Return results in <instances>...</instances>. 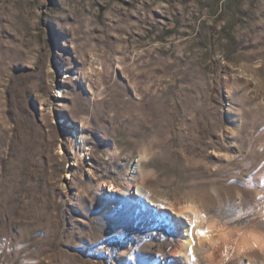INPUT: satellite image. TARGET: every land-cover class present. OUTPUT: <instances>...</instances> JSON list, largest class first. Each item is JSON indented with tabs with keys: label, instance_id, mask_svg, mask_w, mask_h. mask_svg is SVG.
I'll use <instances>...</instances> for the list:
<instances>
[{
	"label": "rangeland",
	"instance_id": "1",
	"mask_svg": "<svg viewBox=\"0 0 264 264\" xmlns=\"http://www.w3.org/2000/svg\"><path fill=\"white\" fill-rule=\"evenodd\" d=\"M0 264H264V0H0Z\"/></svg>",
	"mask_w": 264,
	"mask_h": 264
},
{
	"label": "bare ground",
	"instance_id": "2",
	"mask_svg": "<svg viewBox=\"0 0 264 264\" xmlns=\"http://www.w3.org/2000/svg\"><path fill=\"white\" fill-rule=\"evenodd\" d=\"M140 160H141V158L138 157V159L133 164V169L130 170L129 177H128L126 183H124V185H122V187L120 188L121 190H123L125 195L130 196L133 194V195H144L145 196L146 190L143 187V185L140 184V181H139V172H141V171H138L140 169V162H141ZM109 189H110V192H113V186L112 185H110ZM176 223H177L176 225L178 226L179 222L177 219H176ZM189 238L190 237L187 233V235L183 238V239H185L184 242L190 244L191 239H189Z\"/></svg>",
	"mask_w": 264,
	"mask_h": 264
},
{
	"label": "snow or ice",
	"instance_id": "3",
	"mask_svg": "<svg viewBox=\"0 0 264 264\" xmlns=\"http://www.w3.org/2000/svg\"><path fill=\"white\" fill-rule=\"evenodd\" d=\"M200 234H201V235H203L204 233H203V232H201Z\"/></svg>",
	"mask_w": 264,
	"mask_h": 264
}]
</instances>
